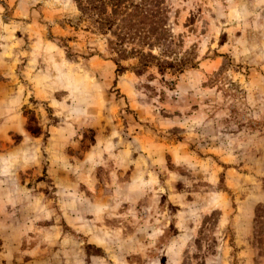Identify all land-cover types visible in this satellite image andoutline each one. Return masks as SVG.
I'll return each mask as SVG.
<instances>
[{
    "label": "rangeland",
    "instance_id": "obj_1",
    "mask_svg": "<svg viewBox=\"0 0 264 264\" xmlns=\"http://www.w3.org/2000/svg\"><path fill=\"white\" fill-rule=\"evenodd\" d=\"M0 264H264V0H0Z\"/></svg>",
    "mask_w": 264,
    "mask_h": 264
}]
</instances>
